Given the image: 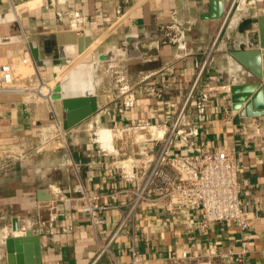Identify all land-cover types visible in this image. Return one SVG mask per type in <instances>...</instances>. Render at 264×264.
Instances as JSON below:
<instances>
[{
    "label": "crops",
    "instance_id": "1",
    "mask_svg": "<svg viewBox=\"0 0 264 264\" xmlns=\"http://www.w3.org/2000/svg\"><path fill=\"white\" fill-rule=\"evenodd\" d=\"M23 6L26 9L17 14L16 9ZM57 13L63 15L61 20ZM74 15H78V21L71 20ZM172 17L190 28L186 51L160 43V26ZM263 26L264 0L250 4L240 0L233 5L232 0H66L59 5L52 0H0V63L27 51L26 38L32 34L75 31L82 46L88 48H126L127 42L135 49L137 57H126L119 63L128 88H134L146 74L162 81L171 75L177 78L170 96L155 99L135 90L132 106L119 113L112 100H107L87 119L88 125L72 130L68 142L51 141L35 154L26 147L38 143V131L51 121L52 112L62 123V108L60 111L55 105L36 106L14 100L1 103L0 236L7 231L8 237L13 235L14 219L17 232L24 231L29 218L32 236L39 238L40 264H89L98 244L113 234L112 251L118 264L126 263L130 245L144 264H171L176 251L188 248L200 259L199 264H233L239 240L236 227L213 223L201 237L196 229L188 227L191 215L167 212L161 201L141 204L118 229L130 198L110 195L126 186L120 169L129 170L132 150L150 145L131 147L119 137L112 142V137L100 141L97 136L105 148L111 140L109 149L116 154L105 155L98 152L91 135L98 127L108 131L135 122L169 123L215 37L216 49L205 77L213 84L227 83L230 88L256 83L258 80L231 52L260 51L264 71V48L260 44ZM39 72L52 75V68ZM230 88L228 94L218 93L207 105L198 121L199 141L212 150L235 152L240 198L253 217L246 234L248 253L242 264H264V109L260 116L240 117L231 107ZM197 151L186 147L181 150L186 155ZM78 184L89 194L108 195L107 201L118 206L103 214L99 227L91 226L85 215L75 211L78 195L72 189ZM2 255L0 264H6L5 251ZM97 264H109L108 258Z\"/></svg>",
    "mask_w": 264,
    "mask_h": 264
},
{
    "label": "built area",
    "instance_id": "2",
    "mask_svg": "<svg viewBox=\"0 0 264 264\" xmlns=\"http://www.w3.org/2000/svg\"><path fill=\"white\" fill-rule=\"evenodd\" d=\"M239 1L232 0V5ZM241 1L254 3V0ZM52 2L59 5L66 0H52ZM17 9L16 12L19 14L26 7ZM56 16L60 20L63 17L58 13ZM226 19L227 17L223 24ZM71 20L78 21V15H74ZM189 30L188 25L172 17L169 23L160 26L162 36L160 43L186 51V37ZM217 39L218 37H215L205 58L199 63L195 77L169 123L155 125L148 121L135 122L123 129H106L110 133L116 132L121 135L119 138L127 140L131 147L150 145L148 148L138 147L132 152L133 156L128 161L129 170L120 169L121 178L126 186L110 195V198L113 196L130 198L118 229L135 215L141 204L153 201H161L167 212L180 211L191 215L192 219L187 223L188 227L196 229L201 237L207 235L208 227L213 223L232 225L239 232L238 248L233 252L232 263L242 264L248 253L246 234L252 228L253 217L245 210L240 198L241 184L238 179L235 152L232 149L212 150L199 141L198 121L204 115L207 105L218 93L228 94L230 88L227 83L213 84L205 77L207 63L214 52ZM27 54V51H23L16 58L25 65L28 60L24 56ZM13 59L0 63V104L31 93L29 89L31 78L27 75L16 79L18 75L12 65ZM33 75L41 81V74L36 67ZM120 78L124 83L120 89L122 100L116 109L118 113L132 106L135 90L143 91L155 99H162L166 95L170 96L177 83L174 75L162 81L156 79L153 74H146L134 85V88H128L125 79ZM159 131L160 135H158ZM64 133L61 121L52 112L51 121L41 126L38 131V144L43 146L51 141L63 140ZM92 134L97 138V132ZM114 139L112 138V142ZM94 143L99 153L116 154L112 149L103 147L97 139ZM108 144L112 145L111 140H108ZM183 147L198 151L189 155L182 154ZM72 192L78 195L75 211L85 215L93 227L103 224L102 216L106 211L118 207L107 201L108 195L89 194L81 184L74 186ZM13 235H25V230L14 232ZM115 236L116 234H113L105 243L98 244L89 264H97L103 257L108 258L109 264H118L112 251ZM6 237H8L7 232L4 236H0V261L5 251ZM127 254L125 264H144L142 256L133 245L128 247ZM199 262L200 259L196 258L189 248L176 251L171 257V264H199Z\"/></svg>",
    "mask_w": 264,
    "mask_h": 264
},
{
    "label": "water",
    "instance_id": "3",
    "mask_svg": "<svg viewBox=\"0 0 264 264\" xmlns=\"http://www.w3.org/2000/svg\"><path fill=\"white\" fill-rule=\"evenodd\" d=\"M262 20V19H261ZM260 20V21H261ZM260 44L264 48V26L260 28ZM27 52L33 65L37 69L52 68L55 76L59 68L71 65L83 50L82 41L75 31H58L55 33H36L26 38ZM121 48L106 49L98 55V61L122 60L126 57H137L135 49L129 43ZM118 56V57H117ZM231 56L246 67L258 80L253 84L232 86L230 88L231 107L240 117H255L263 114L264 109V71L261 69L260 51H234ZM89 58V57H88ZM85 68V67H84ZM82 68V69H84ZM88 69V73L90 69ZM81 70L75 68L57 81L50 91V100L59 101L63 112L62 128L64 138L68 142L72 130L88 125L87 119L105 103L103 97L94 95L90 76L86 78V87L83 91L64 92L63 85L66 78ZM84 78V79H85ZM14 101H20L15 99ZM5 102V101H4ZM7 102V101H6ZM246 102V103H245ZM244 104V105H243ZM16 219L13 220L12 231L17 232ZM24 236H9L4 240L6 264H40L39 238L32 236V227L29 218L25 220Z\"/></svg>",
    "mask_w": 264,
    "mask_h": 264
},
{
    "label": "rangeland",
    "instance_id": "4",
    "mask_svg": "<svg viewBox=\"0 0 264 264\" xmlns=\"http://www.w3.org/2000/svg\"><path fill=\"white\" fill-rule=\"evenodd\" d=\"M18 11L19 10L17 9V12ZM215 49H216V46L214 47V51ZM101 53H103L101 46L96 47V45H92L89 48V50L85 49V51L80 56H78L77 60L74 61L71 65L59 68L55 76L49 75V74L48 75L41 74L40 76L41 81L38 78L34 77L33 75V70L35 67L28 54L24 56V58L28 60V62L25 65L21 64L20 59H17V58L13 59L12 65H13V68L15 69V73L18 75L16 79H18L19 77L22 78L27 75H29V77L31 78L30 79L31 86L29 87V89H31V93L28 95H24V96L22 95L20 96V98L17 97L14 99H17V100L19 99L21 101L23 100L25 102L30 103L31 105H36V106L47 105V104L48 106L55 105L61 111V103L59 101L50 100L49 102L48 100L45 99L44 96L46 95V92H49L50 89L53 88V86L55 85L54 79L57 78V76H59V80H61L68 72L74 70L75 68L82 70V68L85 67V68L90 69L89 71L90 73L87 74V77L90 76L91 78V81H92L91 84L93 87L94 95L95 96L105 95L106 98L103 97L105 102L107 100H112V104L115 105L117 109L122 100L121 95H120V92H121L120 89L122 87V84L124 83V81H121V78H120L121 77L120 67H119L120 59L113 60V61L100 62L98 61V55ZM22 87L26 88L25 86H22ZM27 87H28V83H27ZM61 115H63V113H61ZM103 128L105 127H98V129L93 130L92 133H96L98 132V130H101ZM120 136L121 135H119L116 132L112 133V138H118ZM37 139L38 137L36 136V141ZM91 139L95 141V139L97 138L94 136V134H92ZM26 148H27V151L28 150L30 151V154H35L38 152L37 149L40 150L42 146H39L38 143H32L30 147H26ZM24 154L26 153L24 152ZM2 231L0 230V233ZM7 233L9 232L7 231Z\"/></svg>",
    "mask_w": 264,
    "mask_h": 264
},
{
    "label": "bare ground",
    "instance_id": "5",
    "mask_svg": "<svg viewBox=\"0 0 264 264\" xmlns=\"http://www.w3.org/2000/svg\"><path fill=\"white\" fill-rule=\"evenodd\" d=\"M86 50H89L88 47H86V45L83 46V50L81 52V54ZM80 54V55H81ZM79 55V56H80ZM77 60V58H76ZM75 60V61H76ZM87 73H88V69L87 68H84L81 70V72H79L78 74L75 73V74H71L69 75L66 80H65V83L63 85V90L64 92H69V91H83L86 87V81H85V77L87 76ZM59 81V76H57V78L54 79V84ZM50 92H46V95L44 96L45 98H48L50 100ZM161 132L159 131L158 135H160ZM100 141H105L107 140L109 137H112L110 132L108 131H105V130H100L98 133H97ZM110 139V138H109ZM106 144H108V141L106 142ZM104 145V144H103ZM105 146V145H104ZM107 146V145H106ZM110 145L107 146V148H110L109 147Z\"/></svg>",
    "mask_w": 264,
    "mask_h": 264
}]
</instances>
